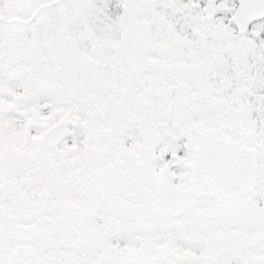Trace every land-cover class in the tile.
Returning a JSON list of instances; mask_svg holds the SVG:
<instances>
[{
    "label": "snow or ice",
    "instance_id": "obj_1",
    "mask_svg": "<svg viewBox=\"0 0 264 264\" xmlns=\"http://www.w3.org/2000/svg\"><path fill=\"white\" fill-rule=\"evenodd\" d=\"M0 264H264V0H0Z\"/></svg>",
    "mask_w": 264,
    "mask_h": 264
}]
</instances>
